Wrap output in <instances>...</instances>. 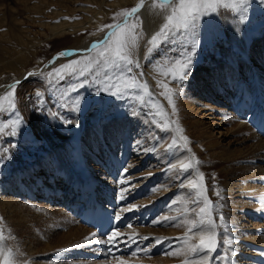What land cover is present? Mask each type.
I'll return each instance as SVG.
<instances>
[{"label": "bare ground", "instance_id": "bare-ground-1", "mask_svg": "<svg viewBox=\"0 0 264 264\" xmlns=\"http://www.w3.org/2000/svg\"><path fill=\"white\" fill-rule=\"evenodd\" d=\"M151 8V2L144 0V7L139 12L143 29L149 38L163 23V15L158 14V9L152 8L150 11L152 16L149 13ZM221 20L226 25L228 37L237 51L234 49L226 51L221 47L220 51L226 61L223 64L227 66L225 71L219 76L220 68L217 69V73L210 70L209 78H206L205 83L198 82V88L187 94L182 103L185 105L184 113L189 119L187 124L192 134L194 148L199 151L202 160L208 162V168L211 170L216 168L212 162L221 163L218 169L224 171L223 181L229 190L227 194L230 198H235L229 203L230 217L226 218V222L230 225L228 232L236 241L233 248L243 249L245 252L235 257L260 264L255 254L252 255L251 252H259L258 244L264 243V223L262 221L263 224H255L252 228L253 225L249 224L250 220L245 213L253 205L248 202L247 196L264 192V187L261 185L264 178V134L257 132L251 123L245 122L246 124L240 126L239 115L245 111L249 113L253 110L259 113L264 111V59L257 53L255 44L251 45L248 41L245 29H242L237 37L233 35L231 28L236 22H240L238 18L224 12ZM65 27H62L61 31H65ZM140 54L142 57V53ZM62 58L64 57L56 62ZM71 58L73 57L67 59ZM48 64L30 71L34 75L42 73L53 65ZM232 68L237 74L235 77L230 75ZM27 77L22 76L18 80L21 82ZM148 80L152 84V80L150 78ZM5 85L0 86V94L6 90ZM151 86L154 89L153 84ZM83 124L75 120L74 128L71 129L73 132L69 131L71 135L67 134L68 136L62 134L65 137L60 138L61 143L56 148L53 147L52 155L41 156L34 159L33 163L16 166L10 178L11 182H6L7 184H3L0 189V213L7 225L12 227L10 233L16 240L15 243L12 239L14 246H18L19 250L21 248L20 253L23 251V255L30 258L31 264H113L114 259L119 256L134 264H181L183 257H171L165 253L170 250V246L171 248L180 246L181 242L178 238L186 231L185 227L173 226L169 223L152 224L151 221L168 215L177 216L178 210L183 209L182 201L187 196V191L179 185L184 178L177 180L173 173L165 169L169 161L175 163L173 155L183 158V155H191V153L183 149L174 153L165 152L164 148L171 142L167 133L166 137L163 135L165 132L161 135L159 132L162 131L152 128L139 117L131 121L132 127L129 131H124V126L123 129L104 128L99 118L95 116L90 117L86 127L83 128ZM249 137L255 139L249 142L251 139ZM153 148L156 150L144 151ZM237 159L240 161L238 164ZM249 160L253 161L255 167H251L252 161ZM258 162L261 165H257ZM199 167L203 171L205 166L199 165ZM232 168L235 169L232 170L234 172L243 171L242 181L256 177L258 185L232 182L234 178L230 175ZM124 169H128L127 173ZM149 172L153 175L148 176ZM129 177H131L130 184H120L122 178L127 180ZM91 181L92 186L97 185L100 189L105 185L109 194H115V199L112 200L117 206L118 213L127 219V224L118 230L126 234L135 232L138 237L148 236V240L137 237L135 243H132L127 235L121 237L117 244L124 250L122 255H112L114 250L111 248L107 251L106 247H95L100 235L96 233L94 237L91 236L95 233L92 228L78 223L71 213L58 204L59 201L64 200V195L73 194L76 190L79 196L82 197L84 194L87 196L86 184ZM77 186L81 188L77 189ZM132 186L134 191L127 193L126 200H120V188ZM153 187L158 190L152 192ZM49 201H53V204L46 203ZM68 204L71 205L72 202ZM129 204L147 205V207L141 206L136 211L122 212V209ZM242 210L245 212L242 213ZM45 223L58 228V232L55 231L49 236L48 230L42 227L47 233L41 235L42 230L39 228ZM129 224L131 228L128 227ZM15 228L20 231L13 232ZM37 231L39 237L42 236V239L47 237L49 240L40 243V239L35 235ZM218 232L222 233L223 230L218 229ZM22 234L24 236L19 238ZM85 237H90L91 242L86 241ZM157 237L167 239H162L160 244H156ZM0 243L7 246L5 241ZM130 245H134L133 251L147 247L151 252L147 255L139 253L136 257H132ZM69 248L70 255L77 258L76 261L69 259L67 253ZM53 250L54 253L46 254ZM19 254L17 258L22 259L23 256L21 258ZM211 256L216 257L213 253ZM211 263L215 262L211 260Z\"/></svg>", "mask_w": 264, "mask_h": 264}, {"label": "rangeland", "instance_id": "rangeland-1", "mask_svg": "<svg viewBox=\"0 0 264 264\" xmlns=\"http://www.w3.org/2000/svg\"><path fill=\"white\" fill-rule=\"evenodd\" d=\"M148 1L152 4V0ZM138 2L139 0H0V86L20 77L22 78L27 71L41 68L44 65L43 62L54 53L57 54L67 48L72 49L83 46L91 42L92 38L101 37L104 31L107 30L101 31L103 25L123 19L122 17H115V13L125 8H132ZM245 8L246 12L243 15L246 18H242V14L238 11L221 7L217 12L200 20L196 30L199 47L194 56L190 77L183 83L173 82L170 84L174 89L183 88V91H178L174 95L177 106L175 115L172 114V108L168 104L167 99L159 94L163 89L158 86V81L163 80L167 83L170 81V77L161 75L160 72L156 71V67L163 68L169 63V60L180 58V54L184 49L191 46V33H186L184 36L177 34L149 54L146 46V40L149 37L144 31L143 25L137 29V32L143 31L144 37L139 42V47L134 57L140 63L141 68H134L133 75H136L140 82L146 81L144 77L147 78L149 76L148 78L152 80L157 94H155L154 89L151 91L152 86H149L150 91L153 93L152 100L163 106L171 121L178 120L180 127L184 129V135L188 136L189 147L195 153L196 158L202 161L200 166H205L203 172L205 173L208 186L207 195L214 205H219L214 213L217 223H219L218 217L220 214L224 215L225 220L230 217L228 215L231 207L229 203L234 201L233 199L235 198H230L227 194L229 190L223 181L225 180L224 171L218 169L221 163L212 162L216 168L211 170L208 168V162H204L199 151L194 148L192 134L187 124L189 119L184 113L185 105L182 102L185 101L187 94L198 88V82L203 81L205 83L206 78H209L210 70L217 73V69L220 68L218 71L219 76L222 71H225L227 66H224L226 61L220 51L221 47L224 50L226 49V51L233 49L237 51L228 37L226 25L221 20L224 12L240 20L231 28L233 35L237 37L238 33L245 29L248 41L251 45L255 44L257 53L262 55L264 59V0H247ZM150 11H152V8L149 10L151 14ZM138 15L141 17L139 13ZM62 27H65L66 30L61 31ZM140 53H142V57ZM79 58L80 56H73L71 59ZM68 60L67 58H62V60L46 68L42 73L47 74L54 68L68 62ZM231 70L233 72V74L232 72L230 74L231 77L237 76L235 69L232 68ZM103 72L104 70L101 69L99 70V75H97V70L93 69L92 72L86 74V77L73 75L51 84L49 83V78L46 75L41 76L40 73L21 81L16 89V108L14 110L0 111V127L11 125L17 119V114L22 121L17 126L14 134L11 127H7L3 132H0V161H2L0 162V189L6 182H11L10 178L16 166L24 163H33L34 159L41 156L52 155L54 153L53 149L61 143L60 138L65 137L62 134L68 136L71 135L70 132H73L71 129L74 128L75 120L81 121L82 124L84 123V128L88 125L90 117L95 116L99 118L104 128L115 127L123 129L124 126L126 128H124V131H129L132 127L131 121L135 117H139L152 128L162 131L159 125L163 121H160L158 117H154L155 109L151 108L147 97H145V103L141 104L138 99V90L133 89L127 93L115 96L110 95L107 91L100 92L101 88L108 87ZM141 72L143 76L139 75ZM108 76L114 77V72L108 71ZM85 78H87L88 83L84 87H80V83H83ZM149 83L151 84V82ZM8 90L10 89H6L0 96H3ZM37 92L41 93V95L37 96ZM77 98H82L80 111L74 110L73 101ZM66 121H71V123H66ZM239 123L241 124L240 126L246 124L242 119ZM175 127L176 125L173 124L172 129ZM174 132L162 131L159 133L161 135L163 133L165 137L167 133V136L172 139V136L177 135ZM247 134L250 136L248 131ZM254 139H249V142ZM182 149L177 151H183ZM239 160L241 159L239 158ZM239 160H236L237 164ZM257 165H261V163L258 162ZM251 167H255L253 161ZM232 170L235 171V169H230V175L234 176V181L232 180V182L258 185L256 177L253 178V176L247 181H242L241 175L243 171L236 170L234 172ZM261 185L264 187V178H262ZM215 190H221L220 197L215 195ZM186 195H188V192H186ZM210 195L212 196L210 197ZM247 200L254 205L245 213L250 220L249 224L253 225L252 228H254L255 224L264 223L262 216H260L261 213L258 212V210H264V192L263 194H249ZM253 208L256 209L254 210ZM241 212L245 211L242 210ZM0 217H3L1 213ZM45 225H41V228L38 227L42 230L41 235H45L47 230L49 236L55 231L58 232V228ZM42 227L47 230L44 231ZM11 229L12 227L7 225L3 217V220H0V232L6 238L4 241L7 247H11L19 254L21 248L19 250L18 246H16L17 248L14 246L12 239H14L15 243L16 240L10 233ZM15 230L18 231L19 229L15 228L13 232ZM38 234V231L35 232V235L38 236L35 237L40 239V243L49 240L47 237H44L47 240L42 239V236L40 238ZM23 236L24 234L20 235L19 238ZM55 250L46 254L54 253ZM234 250L236 252H244L243 249ZM67 253H69L70 260H77V258L70 255V248ZM20 254L21 258L22 256L23 258H17L19 264H31L30 258L23 255V251ZM224 254L225 249L223 247L218 248L213 255L219 261L214 259L215 263L213 264H225ZM231 257L233 256L229 252L227 264L230 263L229 259ZM234 261L237 264L246 263L244 258H236Z\"/></svg>", "mask_w": 264, "mask_h": 264}, {"label": "snow or ice", "instance_id": "snow-or-ice-1", "mask_svg": "<svg viewBox=\"0 0 264 264\" xmlns=\"http://www.w3.org/2000/svg\"><path fill=\"white\" fill-rule=\"evenodd\" d=\"M246 4L247 0H152L151 7L158 9V14L163 15V23L160 25L159 30L147 40V53H152L177 34L184 36L186 33H191V46L184 49L180 54V58L169 60V63L163 68L156 67V71L160 72L161 75L170 77V81L167 83L163 80L158 81V86L163 89L159 94L167 99L168 104L172 108L173 115L177 112L174 95L178 91H183V88L174 89L170 84L173 82L183 83L190 77L194 56L199 47L196 30L200 20L205 16L217 12L221 7L238 11L242 14V18H246L243 15L246 12ZM143 7L144 0H139L134 7L125 8L115 13V17H122L123 19L103 25L101 31L107 29L103 39L93 41L84 49H64L58 52L49 63L54 64L61 57L80 56L79 59H69L68 62L54 68L51 72L47 74L40 73V75H46L51 84L73 75L86 77V74L92 72L93 69H96V74L99 75V70L103 69V75L108 87L101 88L100 92L107 91L110 95L115 96L135 89L138 90V99L141 104L145 103V97L148 98L151 108L155 109L153 113L154 117H158L160 121H163L159 125L161 130L169 131L170 133L171 131H175L177 134L172 136L171 142L167 144L164 151L174 153L183 148L185 152L191 153V155H183V158L173 155L175 163L169 161L165 169V171L173 173L177 180H180L181 177L184 178L179 185L180 188L186 189L188 192V195L182 201L184 205L183 209L178 210L179 215L177 216L168 215L161 217L159 220L154 219L151 221L152 224L169 223L173 226L185 227L186 229L183 235L178 238L181 242L180 246L175 248H171L170 246V250L165 255L183 257L184 259L181 264H211V260L213 259L211 254L216 252L218 248L223 247L225 249V264H227L229 252H231L233 257L237 255V252L233 248L236 241L234 236L228 232L230 225L227 224L224 215H219V223H217V219L214 217L216 208L219 205H214L207 195L208 186L206 184L205 173L199 167L202 162L196 158L195 153H192L189 148V138L184 135V129L180 127L179 121H171L163 106L152 100L153 93L150 91L149 83L147 81L140 82L138 77L133 75L134 68H141L140 63L134 57L139 47V42L144 37L142 30L137 32V29L141 28L143 23L141 17L138 15ZM108 71H113L114 77H109ZM32 75L34 73H28V77ZM139 75L143 76V73L141 72ZM20 83L17 80L15 83L8 85L10 90L6 91L3 96H0V111L14 110L16 108V89ZM87 83L88 80L85 78L79 86L84 87ZM73 90L75 91V89ZM36 95L40 96L41 93L37 92ZM81 100L82 98H77L73 101L75 111H80ZM21 123L22 121L17 114V119L11 125L0 127V132H3L7 127H11L14 134L17 126ZM66 123H71V121H66ZM173 124L176 125L174 129H172ZM137 143L140 144L139 141ZM155 150V148L144 149V151ZM127 171L128 169H124L125 173ZM151 175L153 173L149 172L148 176ZM130 181L131 177L127 180L122 178L120 184L128 185ZM157 190L155 187L151 189L152 192H156ZM130 191H134V186L121 187L120 200H126L127 193ZM215 195L220 197L221 190H215ZM173 203L175 204L176 202L174 201ZM141 206L147 207V205L129 204L128 207L122 209V212L136 211ZM115 219L116 221H121L123 219L122 214L117 213ZM0 220H3V217H0ZM128 227L131 228L132 226L129 224ZM218 229H222L223 232H218ZM95 235L96 233L91 234L93 237ZM125 235L128 236V239L132 243H135V238L138 237V234L135 232L126 234L120 232L118 229H114L110 231L106 239L98 242L116 245L119 243L120 238ZM138 238L143 240L149 239L148 236ZM5 239L3 233L0 232V242ZM155 239L156 244H160L162 239L167 238L157 237ZM85 240L91 242L90 237H85ZM150 252V248H138L131 252V256L136 257L139 253L147 255ZM0 264H19L17 252L3 243H0ZM113 264H131V262L123 256H119L114 259Z\"/></svg>", "mask_w": 264, "mask_h": 264}, {"label": "water", "instance_id": "water-1", "mask_svg": "<svg viewBox=\"0 0 264 264\" xmlns=\"http://www.w3.org/2000/svg\"><path fill=\"white\" fill-rule=\"evenodd\" d=\"M105 33H106V32H105ZM105 33H104L103 36H102L101 38H99L98 40L103 39ZM94 41H96V40H94ZM92 42H93V41H92ZM92 42H91V43H92ZM91 43H90V44H91ZM90 44H89V45H90ZM89 45H87V46H85V47H77V48H72V49H84V48L88 47ZM61 51H62V50H61ZM56 55H57V54L54 53L49 59H47V60H46L45 62H43V63H44V64L49 63V61H51V60L53 59V57H55ZM48 65L50 66V65H52V64L49 63ZM29 72H31V71H27V72H25V73L23 74V77L28 76V73H29ZM17 80H18V79L14 80L13 82H11V83H9V84H6L4 88L7 89V88H8V85H11L12 83H15V81H17ZM19 81H20V80H19Z\"/></svg>", "mask_w": 264, "mask_h": 264}]
</instances>
